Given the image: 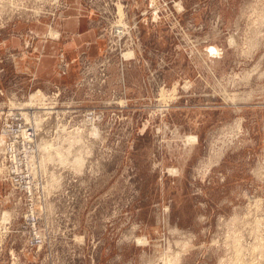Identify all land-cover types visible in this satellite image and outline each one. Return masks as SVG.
Returning a JSON list of instances; mask_svg holds the SVG:
<instances>
[{
  "label": "rangeland",
  "instance_id": "rangeland-1",
  "mask_svg": "<svg viewBox=\"0 0 264 264\" xmlns=\"http://www.w3.org/2000/svg\"><path fill=\"white\" fill-rule=\"evenodd\" d=\"M81 2L102 53L46 89L5 46L37 21L0 0V133L37 126L45 160L27 175L40 248L23 246L24 197L0 176V264H264L245 199L264 188V0Z\"/></svg>",
  "mask_w": 264,
  "mask_h": 264
},
{
  "label": "crops",
  "instance_id": "crops-1",
  "mask_svg": "<svg viewBox=\"0 0 264 264\" xmlns=\"http://www.w3.org/2000/svg\"><path fill=\"white\" fill-rule=\"evenodd\" d=\"M66 4L54 20L18 22L9 28L5 46L10 53H17L15 65L25 64L46 89L66 87L78 78L82 59L102 53L94 7L81 0H68ZM50 31L56 36H50Z\"/></svg>",
  "mask_w": 264,
  "mask_h": 264
},
{
  "label": "built area",
  "instance_id": "built-area-1",
  "mask_svg": "<svg viewBox=\"0 0 264 264\" xmlns=\"http://www.w3.org/2000/svg\"><path fill=\"white\" fill-rule=\"evenodd\" d=\"M8 20H24L26 22L42 19L54 20L66 9V0H7ZM41 94H36V97ZM37 126L1 129L0 176L7 181L21 200L24 197L25 212L20 218L18 235L23 246L29 249L40 248L44 243V233L39 220L40 209L38 193L31 187L27 175L36 176L34 163L43 160L44 150L39 147L36 135ZM264 182V157L261 160ZM36 168V167H35ZM37 170V169H36ZM31 177V176H30ZM249 210L258 206L262 210V226H264V188L261 194L246 196Z\"/></svg>",
  "mask_w": 264,
  "mask_h": 264
},
{
  "label": "bare ground",
  "instance_id": "bare-ground-1",
  "mask_svg": "<svg viewBox=\"0 0 264 264\" xmlns=\"http://www.w3.org/2000/svg\"><path fill=\"white\" fill-rule=\"evenodd\" d=\"M5 1H7V0H5ZM230 42H231V40H230ZM230 42H229V43H230ZM231 43H232V42H231ZM94 94H95V93H94ZM101 94H102V93H101ZM40 145H41V144H40ZM40 145H39V147H40ZM72 145L74 146V144H72ZM75 145H76V144H75ZM78 145H80V144L78 143ZM50 148H51V147H50ZM47 149H48V147H47ZM48 150H49V149H48ZM48 150H46V151H48ZM46 151H45V152H46ZM60 152H61V151H60ZM60 152H57L58 154L61 155L60 157H59V155H57V156L59 157V159H58V158H57V159H58V160H61V161H63V162H65L64 160H65V157H66V156L64 157V155H62ZM55 153H56V152H55ZM47 154H48V153H47ZM47 160H48V159H47ZM40 162H43V160H41ZM60 163H62V162H60ZM260 166H261V165H260ZM32 169H33V171H34V174L37 175V171H36L35 166H34ZM56 171H57V170H56ZM262 172H263V171H262ZM260 176H262V175H260ZM261 180H262V179H261ZM261 180H260V181H261ZM262 182H263V181H262ZM262 189H263V188H262ZM261 192H262V191H261ZM257 193H258V192H257ZM259 195H260V194H259ZM245 203H246V202H245ZM246 207H247V206H246ZM246 207H245V208H246ZM247 209H249V208L247 207ZM247 209H246V210H247ZM256 209H259L258 211L260 212V214H259V212H257V213L259 214V215H258L259 218H260L261 216H263V214H262V210H261L258 206H255L254 209L249 210L250 213H249V212H248V213L251 214V213H253ZM256 211H257V210H256ZM257 213H256V215H257ZM260 215H261V216H260ZM258 216H257V218H258ZM254 218H255V217H254ZM261 218H262V217H261ZM252 219H253V218H252ZM256 220H257V219L254 220V221H255V224H256ZM259 220H260V219H259ZM254 221H253V222H254ZM262 221H263V219H262ZM262 221H260V222L262 223ZM258 223H259V222H258ZM258 223H257V225L260 224V223H259V224H258ZM261 225H262V224H261ZM260 232H262V231H260ZM242 241H243V240H242ZM240 243H241V242H240ZM241 244H242V243H241ZM241 244H239V245H241ZM176 264H177V263H176Z\"/></svg>",
  "mask_w": 264,
  "mask_h": 264
}]
</instances>
